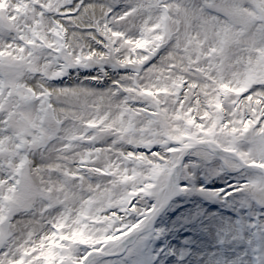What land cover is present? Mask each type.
Here are the masks:
<instances>
[{
    "label": "snow or ice",
    "instance_id": "obj_1",
    "mask_svg": "<svg viewBox=\"0 0 264 264\" xmlns=\"http://www.w3.org/2000/svg\"><path fill=\"white\" fill-rule=\"evenodd\" d=\"M0 264H264V0H0Z\"/></svg>",
    "mask_w": 264,
    "mask_h": 264
}]
</instances>
